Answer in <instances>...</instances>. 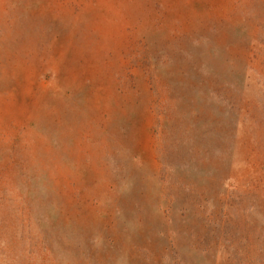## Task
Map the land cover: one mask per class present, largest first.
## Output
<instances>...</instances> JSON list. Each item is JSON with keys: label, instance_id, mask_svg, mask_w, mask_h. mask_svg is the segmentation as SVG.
<instances>
[{"label": "rangeland", "instance_id": "1", "mask_svg": "<svg viewBox=\"0 0 264 264\" xmlns=\"http://www.w3.org/2000/svg\"><path fill=\"white\" fill-rule=\"evenodd\" d=\"M0 264H264V0H0Z\"/></svg>", "mask_w": 264, "mask_h": 264}]
</instances>
